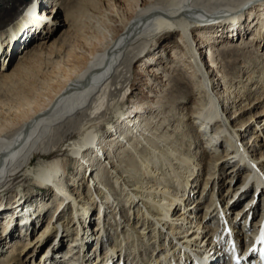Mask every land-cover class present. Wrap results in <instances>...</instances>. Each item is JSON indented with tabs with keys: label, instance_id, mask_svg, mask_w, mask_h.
Segmentation results:
<instances>
[{
	"label": "bare ground",
	"instance_id": "bare-ground-1",
	"mask_svg": "<svg viewBox=\"0 0 264 264\" xmlns=\"http://www.w3.org/2000/svg\"><path fill=\"white\" fill-rule=\"evenodd\" d=\"M32 1L0 0L2 77L40 70L42 63H32L34 59L46 48L52 56L56 34L76 22L86 6L97 7L99 0H52L54 4L43 10L29 6ZM75 1L81 6H75ZM108 9L106 28L96 42L80 44L70 62L55 63L42 84L56 76L61 82L50 87L49 94L37 101L24 98L12 112L0 103V177L5 180L0 185V264H69L74 259L81 260L78 264H111L119 250H125L132 264H170L178 257L171 243H192L216 253L230 233L242 245L251 239L253 243L260 228L264 233L262 217H254L258 208L252 209L249 221L248 211L240 206L247 191H239L252 173L246 163L255 169L251 176L264 184V135H256L259 122H264V75L255 79L257 69L243 65L251 83L247 85L250 94L244 95L242 82L236 85L223 69L234 62L218 64L223 53L236 49L225 34L230 32V20L232 31L246 34L241 38L247 40L243 41L246 47L261 51L264 57V0H109ZM242 10L256 13L242 22ZM48 17H52L50 23L42 20ZM215 19L224 22L221 31L210 29L218 21L204 23ZM40 32L44 37L33 48L25 47L26 54L17 56L16 64L11 62L17 47ZM20 35L22 39H17ZM181 67L191 73L177 78L178 83L192 78L195 83L188 94L192 98L188 111L170 129L187 127L193 135L195 158L182 147L158 142L165 138L166 131L158 134V130L167 110L158 94L146 90L162 93L168 80L163 79L164 71ZM180 89L177 86L171 92ZM136 95L135 106L123 110V102ZM247 100L257 109L248 119L244 115L250 109ZM260 104L263 107L258 110ZM111 113L119 117L115 130L113 121L106 119ZM105 123L112 131L102 137L98 128ZM252 125L257 128L251 139L255 137L246 142L245 132ZM75 133L80 136L70 145V155L60 153ZM203 133L209 137L202 139ZM70 156L76 161L72 174ZM126 159L134 171L128 176L132 180L119 168ZM106 164L108 176H102ZM242 170L235 188L238 179H234ZM15 174L26 178L16 182ZM226 174L224 185L218 179ZM209 186L211 192L203 196ZM261 191L264 197V188ZM194 193L197 200L191 201ZM10 194L13 197L8 200ZM198 194L204 203L198 201ZM245 201L249 204L252 198ZM50 202H55L53 209L48 207ZM216 215L218 225L213 221ZM103 226L112 237L108 243L117 241L108 250L102 248ZM28 230L34 236L16 239L20 247L8 255L9 238ZM55 238L64 244L55 243Z\"/></svg>",
	"mask_w": 264,
	"mask_h": 264
},
{
	"label": "rangeland",
	"instance_id": "rangeland-1",
	"mask_svg": "<svg viewBox=\"0 0 264 264\" xmlns=\"http://www.w3.org/2000/svg\"><path fill=\"white\" fill-rule=\"evenodd\" d=\"M73 3L77 7L81 6L80 1H75ZM86 7H87L86 9H83L79 13V15L80 14L81 15L77 18L76 22L65 26L62 29V31H59L56 34L57 41H55L56 51L54 52V54L52 56H50L51 54H49L50 53L49 48H46L44 50L43 54L37 56L34 59V61L32 63H35V62L36 63H38V62L42 63V67L40 70L34 69L33 72H27V71L25 72L21 69L23 72L17 71L14 75H12L10 77L0 76V103L5 104L4 110H6L7 112L8 111L12 112V110L16 109L17 106H19V104L25 100L24 98L30 99L32 101L42 100V98H44L47 95L45 93L49 94L50 87H54L61 82V77L59 78L58 76H56L52 80H49L47 83L42 84V82L47 78L50 71L54 69L55 63L59 62L60 64H64V63L70 62L71 59L75 56V54L78 53L77 48H78V46H80V44L86 45L87 43L90 44V42H92V43L96 42L95 37L99 36V34L102 33V31L106 28V25H107L106 20H107V12L109 13V9L106 10V8L109 7V0H99L97 7H90V5H88ZM29 8L23 13L24 16L27 13V11L29 10ZM88 8L92 12H90L88 10ZM64 9L66 12L69 10V8L67 6ZM115 15H116V19H118V14L115 13ZM81 16H83V17H81ZM80 19H82V21H80ZM216 20H219V19H215V21ZM245 20L246 19H244V16H243L241 21L245 22ZM236 24H239V23L237 22ZM20 38L22 39V35L17 37V39H20ZM176 38L179 39V37H177V36H176ZM248 38L250 40L251 35H249ZM234 41H232V44H233V46L236 47V49L230 50L226 53H223L222 56L219 57L220 62L218 64H220V66H221L222 63H224V65H226L228 63V61L234 62L232 65L230 64V65L225 66L223 69H226L229 76L232 77V79H234L233 81L236 83V85H239V82H242L241 85H243V87H246V89L244 90L245 91L244 95L245 94L249 95L250 94L249 91L251 90V88L250 87L247 88V85L250 86L251 83L249 81H247L248 77L246 75V72H247L246 68L257 69L258 72L254 76L255 79L257 77L262 78L260 76L262 75V72L264 75V69H263L264 68V57L262 56V54H260L261 51L255 50L254 48L249 49L248 47H246L247 45L243 41H247V40L240 39L238 41H235V42ZM94 45L97 46L96 48H100V46H98V44H94ZM156 46H157V44L154 45L153 48H155ZM239 47H241V48H239ZM155 51H157V49ZM15 58H17V56L14 55L13 60L11 62H13L15 60ZM144 60L145 59L142 60V63L144 62ZM14 62L16 64L17 59ZM1 63H2V61H0V64ZM175 65H176V63H175ZM243 65L246 66V68L243 67ZM185 70L187 72H185ZM185 70H183V68L181 67L180 70L176 69V71H174V72L171 69H170V72H167V70L164 71V74H165L164 77L165 78L163 77V79H165V80L168 79V80L166 81V85L164 86L165 91L163 90L162 93L157 92L156 89L153 88V89H155V92H157V93H155V92H153V89H151L150 87H146V90H148L150 92L152 90L151 94H158V100L161 102L160 104H162V108L167 110V112L165 114V122L163 124H161V126L159 127V130H158V132H159L158 134H160V133L162 134V130L166 131L165 138H164V140H162V142H161V140H159L158 142L161 144V146L168 143L167 145H169V146L175 145L177 148L182 147L181 150L184 153H186L188 156H192L195 158L194 151H193V148L195 146V144H193V135L191 132L190 133L188 132L187 127L185 125H183V127L181 126L178 130H171L172 129L171 125L173 123L175 124V121H176V123H178V120H180L181 113L188 111V106L190 107L189 102H191L190 99H192V98H190V96L188 94H189V91L191 90L192 86L194 87L195 79L192 78L191 80H183L182 83H184V85L182 83L181 84L178 83V81H177V78L179 79L180 76H183V75L186 76L187 73H189V74L191 73V70L189 71V68H186ZM259 71H261V72H259ZM177 86H181V89L178 92H174V91L171 92L172 88H175ZM233 89H235V86ZM27 90H28V92H27ZM181 95L183 96V98H178ZM138 96L139 95L129 97L127 99V101L123 102V104L121 105L122 109L126 111V110H129V108L131 106H135L134 103L137 102V100H139V99H137ZM167 100L169 101V105L164 106L163 103ZM249 102L250 101H248V100L245 102L246 105H248V107L250 108L244 114L247 117V119L250 118V116L253 113L255 114V110H257L254 107L251 108L252 103L250 104ZM183 107H184V109H182ZM262 107H263V105L260 104V107H258V110H261ZM106 119L107 120L109 119V121H111V122L113 121L114 124L116 122H118V124H119V120H118L119 117L117 115L115 116L112 113L109 114ZM241 120L242 119H238L236 122L238 124H240ZM180 121H182V120H180ZM259 123H260V125L259 124L258 125L260 127L258 128L259 131H256V135L257 134L264 135V122L262 121ZM163 127H164V129H163ZM255 127L256 126L252 125V129L245 132V136H247V137H245L246 139H244V140H246V142H248L251 139V137L253 136V129H255ZM110 129L111 128H110L109 123H105L98 128V132H99L100 136L103 137V136L111 134L109 131ZM107 132H109V133H107ZM170 132H172V133H170ZM196 134L199 135L198 132H196ZM202 135H204V133L200 134V137L202 139L209 137V135H206V136L205 135L202 136ZM79 136H80V134L75 133L74 136L69 139L68 144L66 146H64V145L61 146V148L65 147V150L60 152V153H63L64 155L69 156L71 153L70 149L72 148V146H70V145L72 143H74V141L79 139ZM253 138L251 140H253ZM179 139L182 140L181 142H183V143H181ZM227 144H228L227 142H224V146H226ZM223 147L222 148L219 147V151H221L223 149ZM262 149H263V146H262ZM146 150H147L146 146L143 149H141V151L143 153H146L147 152ZM70 157L72 160L69 161V164H68L70 166L69 167V174H72L76 168L75 167L76 161L73 158V156H70ZM126 161H127V159H126ZM129 162L130 161L128 160L126 163L121 165L119 168L121 171L124 172L123 175L126 177V179L132 180V178L128 177V176H132L130 174V172H132L134 174V171H132L131 163H129ZM222 162H223V160H222ZM221 164L222 163H220V165ZM127 165H129V167ZM107 166L110 167L109 164L108 165L106 164V168L104 170H102V176H104V175L108 176ZM243 170L238 172V174L236 175L237 179H239V178L241 179L242 175L240 176V173L243 172ZM15 176H16V174L14 175V177ZM18 176L15 177V178L18 177L16 182H19L20 180H22V179L24 180L26 178L24 175H18ZM135 177H139L138 174H136ZM226 178H227V174L223 175L218 180L225 185V182H227ZM109 180H112V179L109 178ZM4 181L5 180H2L0 177V182H2V183H0V185H2L4 183ZM129 183L132 185L134 182L129 181ZM5 187H8V186L7 185L3 186V188H5ZM200 189H201V187H200ZM15 190H17V189H15ZM248 196L249 195H247L244 198L241 197L242 198L241 200L245 201V199ZM12 197H13V195L10 194L8 200H11ZM241 205H242V202L240 203V206ZM54 206H55V202L48 203V207L53 209ZM224 206H225V204H224ZM228 206L230 207V205H228ZM228 206L226 205L225 207L227 209H229ZM257 208H255L254 211ZM254 217H255V214H254ZM112 221L114 224L116 223V222H114V219H112ZM241 224H240V226H242ZM116 243H117V241H116ZM183 243H185V242H183ZM203 244L206 245V243H203ZM45 245H47V243L44 244V246ZM109 246L111 248L113 246H116V244L109 243ZM38 259H41V258H38Z\"/></svg>",
	"mask_w": 264,
	"mask_h": 264
}]
</instances>
